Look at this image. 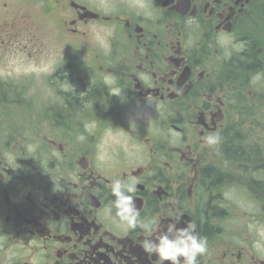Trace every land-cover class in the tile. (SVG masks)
<instances>
[{
	"label": "flooded vegetation",
	"instance_id": "flooded-vegetation-1",
	"mask_svg": "<svg viewBox=\"0 0 264 264\" xmlns=\"http://www.w3.org/2000/svg\"><path fill=\"white\" fill-rule=\"evenodd\" d=\"M45 39L69 53L36 74L48 97L31 81L23 112L30 82L0 81V264H169L144 244L189 222L198 264H264L257 231L230 227L264 229V0H0V53ZM116 179L134 229L106 211Z\"/></svg>",
	"mask_w": 264,
	"mask_h": 264
},
{
	"label": "rangeland",
	"instance_id": "rangeland-1",
	"mask_svg": "<svg viewBox=\"0 0 264 264\" xmlns=\"http://www.w3.org/2000/svg\"><path fill=\"white\" fill-rule=\"evenodd\" d=\"M17 52H12V54H8L7 52H1L0 53V81L1 79H7L9 81H17V80H23V82L29 81L30 83H27V88L25 90L26 93L22 94L21 99H19L18 107L23 108V112H26L25 110H28V108H32L34 106H37L36 100L34 99V94L32 93V88H30V85L32 86L31 81H37L36 86L37 89L35 90L39 91V99L40 101H43L46 97L49 96L48 89L44 88V80L41 78H35L38 74L39 76L49 73V70L51 68V65L56 64L63 59L69 58L68 52L64 50L63 48L59 47L56 42L47 39L44 40V44L42 48L39 49V51L35 50H26L23 51L21 57L17 56L15 57ZM29 55V56H28ZM34 55H36V60L38 62H31V59H34ZM82 58V56L79 55H73L71 59H79ZM29 59V61H28ZM34 77V78H33ZM26 85L25 83H23ZM31 102H33L31 104ZM4 103L3 106L6 105V100L2 99L0 104ZM8 104V103H7ZM15 106V105H11ZM149 126L151 129H157L158 128V121L154 115L149 116ZM251 138V137H250ZM255 138V137H254ZM256 141V140H252ZM253 180V179H252ZM251 179L246 180V184L244 182V185L247 187L250 186ZM244 185H238V184H231L226 189V197L229 199V202L236 203V204H244L246 205L247 209H250V206L248 204L254 203V197L250 195V193L247 191ZM251 211H248L250 213ZM249 215L246 216L243 221H235L237 224H230V227H236L239 226L241 223V227L246 226V232L250 234H254L255 231H257L258 238L262 241L264 244V229L263 228H257L253 225V223H249ZM246 220V221H245ZM254 226V227H253Z\"/></svg>",
	"mask_w": 264,
	"mask_h": 264
},
{
	"label": "clouds",
	"instance_id": "clouds-1",
	"mask_svg": "<svg viewBox=\"0 0 264 264\" xmlns=\"http://www.w3.org/2000/svg\"><path fill=\"white\" fill-rule=\"evenodd\" d=\"M97 39L102 46L108 48L106 38L97 34ZM122 90L117 96L121 95ZM83 141L85 136L81 135ZM220 137L212 134L205 137V143L209 146L218 145ZM136 191L135 182L125 183L120 179L112 182L111 192L115 199L106 211L111 215L113 208L115 216L120 222L125 223L129 228L134 229L139 224L140 212L136 207L133 196ZM147 252H154L159 255L161 261L169 264H198V257L208 251V242L205 237L199 236L196 232V225L188 223L183 228H177L175 223L170 224L166 231L162 232L155 242L149 240L144 244Z\"/></svg>",
	"mask_w": 264,
	"mask_h": 264
}]
</instances>
